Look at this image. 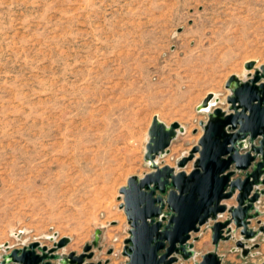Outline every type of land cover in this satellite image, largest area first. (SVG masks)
<instances>
[{
	"label": "rangeland",
	"instance_id": "obj_1",
	"mask_svg": "<svg viewBox=\"0 0 264 264\" xmlns=\"http://www.w3.org/2000/svg\"><path fill=\"white\" fill-rule=\"evenodd\" d=\"M248 60L264 65V0H0V248L65 236L58 253H79L98 229L90 261L123 264L118 188L148 171L151 116L183 127L158 160L174 166L196 106L213 92L225 107ZM191 236L182 264L212 248L206 225ZM252 243L220 242L222 264H259L264 236Z\"/></svg>",
	"mask_w": 264,
	"mask_h": 264
},
{
	"label": "water",
	"instance_id": "obj_2",
	"mask_svg": "<svg viewBox=\"0 0 264 264\" xmlns=\"http://www.w3.org/2000/svg\"><path fill=\"white\" fill-rule=\"evenodd\" d=\"M244 69L243 77L231 74L224 81L227 93L220 103L225 107L216 105L219 99L211 92L201 99L206 111L198 122L200 135L174 166L155 159L168 152L182 128L176 121L165 124L151 116L142 153L148 171L129 175L118 188V208L128 226L122 241L123 264H182L194 257L197 237L191 234L203 225L212 248L194 264H222L217 252L222 241H232L246 256L257 247V243L247 247V242L264 236L260 220L264 212L258 208L264 194V65L254 67L248 60ZM98 232L95 229L81 252L65 255L58 253L69 241L65 236L48 238L50 245L33 239L10 248L4 242L0 264H102L90 261Z\"/></svg>",
	"mask_w": 264,
	"mask_h": 264
},
{
	"label": "bare ground",
	"instance_id": "obj_3",
	"mask_svg": "<svg viewBox=\"0 0 264 264\" xmlns=\"http://www.w3.org/2000/svg\"><path fill=\"white\" fill-rule=\"evenodd\" d=\"M244 63H245V62H244ZM256 66H257V65H254V67H256ZM245 73H246V72H245ZM245 73H244V74H245ZM235 75H236V74H235ZM212 94L214 95V97H217V98H218V96H217L215 93L212 92ZM218 99H219V98H218ZM214 101H215V100L212 99V100L210 101V103H214ZM196 108L198 109V111H203V112L206 111V108L203 107V106H201L200 103L196 106ZM180 126H181V128H182V129H181V131H182V130H183V127H182V125H180ZM181 131H178V133L181 132ZM155 160L158 161L159 158H156ZM146 165H147V163H146ZM61 261L64 262L63 259H61Z\"/></svg>",
	"mask_w": 264,
	"mask_h": 264
},
{
	"label": "crops",
	"instance_id": "obj_4",
	"mask_svg": "<svg viewBox=\"0 0 264 264\" xmlns=\"http://www.w3.org/2000/svg\"><path fill=\"white\" fill-rule=\"evenodd\" d=\"M153 115H156V114H153ZM157 116V115H156ZM157 118H158V116H157ZM151 119V118H150ZM159 119V118H158ZM160 120V119H159ZM150 122V121H149ZM148 125H149V123H148ZM148 125L146 126V130H147V127H148ZM200 135V133L198 134V136ZM198 136H197V138H198ZM145 141H146V139H145ZM145 141H144V143H145ZM261 203H264V194L260 197V202H259V204H261ZM258 204V205H259ZM260 206H258V208H259ZM264 222V221H263ZM220 255H222V254H220ZM222 259H223V255H222Z\"/></svg>",
	"mask_w": 264,
	"mask_h": 264
},
{
	"label": "flooded vegetation",
	"instance_id": "obj_5",
	"mask_svg": "<svg viewBox=\"0 0 264 264\" xmlns=\"http://www.w3.org/2000/svg\"><path fill=\"white\" fill-rule=\"evenodd\" d=\"M107 254H109V253H107Z\"/></svg>",
	"mask_w": 264,
	"mask_h": 264
}]
</instances>
